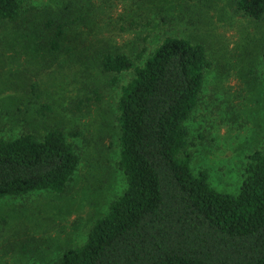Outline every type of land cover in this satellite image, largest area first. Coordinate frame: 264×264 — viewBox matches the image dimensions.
<instances>
[{
  "label": "rangeland",
  "instance_id": "obj_1",
  "mask_svg": "<svg viewBox=\"0 0 264 264\" xmlns=\"http://www.w3.org/2000/svg\"><path fill=\"white\" fill-rule=\"evenodd\" d=\"M28 23L0 20V137H70L82 163L64 194L50 190L0 200V264H54L82 244L126 188L119 159L118 100L133 72H103L93 57L110 49L144 59L168 36L203 43L214 67L188 122L193 166L222 191L236 193L248 156L264 151V20L236 11L234 0H30ZM48 16L67 23L63 47L47 53ZM63 17V18H61ZM88 59L85 60V56ZM139 59L138 62H142ZM41 99L54 107L38 113ZM98 91L99 99L95 93ZM91 98L78 110L80 99Z\"/></svg>",
  "mask_w": 264,
  "mask_h": 264
},
{
  "label": "trees",
  "instance_id": "obj_2",
  "mask_svg": "<svg viewBox=\"0 0 264 264\" xmlns=\"http://www.w3.org/2000/svg\"><path fill=\"white\" fill-rule=\"evenodd\" d=\"M234 1L238 13L264 20V0ZM29 2L0 0V20L28 23ZM65 25L47 17V53L62 49ZM145 52L133 57L107 49L92 58L103 72H133L121 88L117 115V165L127 185L86 240L65 249L54 264H264V151L248 156L236 193L219 190L208 170L193 166L188 122L214 67L207 47L168 36L144 59ZM31 92L40 116L53 112L51 104L39 102L36 84ZM87 101L80 99L77 109ZM80 134L54 126L43 136L28 131L0 137V200L43 190L64 194L82 163L70 140Z\"/></svg>",
  "mask_w": 264,
  "mask_h": 264
}]
</instances>
